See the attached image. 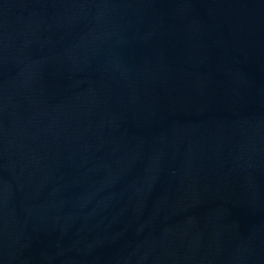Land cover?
<instances>
[{"label": "water", "instance_id": "obj_1", "mask_svg": "<svg viewBox=\"0 0 264 264\" xmlns=\"http://www.w3.org/2000/svg\"><path fill=\"white\" fill-rule=\"evenodd\" d=\"M0 264H264V0H0Z\"/></svg>", "mask_w": 264, "mask_h": 264}]
</instances>
